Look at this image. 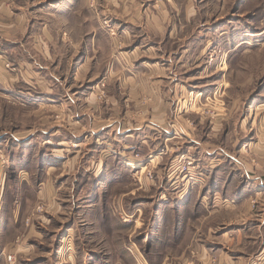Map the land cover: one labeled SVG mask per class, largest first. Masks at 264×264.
I'll return each mask as SVG.
<instances>
[{"label": "rangeland", "instance_id": "obj_1", "mask_svg": "<svg viewBox=\"0 0 264 264\" xmlns=\"http://www.w3.org/2000/svg\"><path fill=\"white\" fill-rule=\"evenodd\" d=\"M10 4L30 31L1 44L0 264H218L226 254L264 264V223L256 232L253 221L264 206V0L200 2L211 42L195 63L168 44L180 61L165 83L178 88L165 96V126L106 152L98 121L161 119L149 94L130 96L144 81L128 76L138 67L128 17L112 0ZM92 24L114 38V56L88 45ZM32 70L42 87L25 83Z\"/></svg>", "mask_w": 264, "mask_h": 264}, {"label": "crops", "instance_id": "obj_2", "mask_svg": "<svg viewBox=\"0 0 264 264\" xmlns=\"http://www.w3.org/2000/svg\"><path fill=\"white\" fill-rule=\"evenodd\" d=\"M128 1V2H127ZM112 0L113 5L121 11V13L128 17L127 25L124 30L127 28V31L134 32V37L131 39L132 34L130 33L127 38L130 39L129 48L133 51L132 56L138 61V67L134 71L133 75H128L130 79H140L144 81V85L142 87L135 88L136 91L131 90L130 96L136 98L140 94H149L150 98H148V105L154 106L156 110V114H160L161 119H157L158 116L152 118L141 117L142 120L137 122L138 119H134V123L131 121L129 128H133L134 130L122 129V121L118 118L114 119H104L100 120L97 123V129L94 130L96 134L102 133L101 137L104 138L99 141V144L104 146L101 149L102 152H106V145L110 146L113 143L120 142L124 139V141L131 143L132 140L138 141L137 136H141L143 142H146L145 138H150L149 135L138 133V130H144V127L149 129L158 130L156 127L162 128V125L165 126L166 123H163V113L168 108V101L165 99V96L168 92L173 94V99L176 98L178 88H166V81L168 79H176L178 77V69L177 62L180 60H174L173 55L178 53L168 49L170 46L168 44H177V47L183 48L179 56L177 58H181L184 55H191L194 58L192 60L187 59L185 62H197L203 56L205 48L210 45L209 40L210 37H207L210 32L207 31L208 27L201 23V14L202 8L200 6V2H207L208 0ZM133 1V2H132ZM216 1V0H211ZM13 3L14 0H3L0 3V13L5 16L6 25H3L1 22L0 26V49L3 52L9 54V47H2L3 42H12L15 41L10 39V37L19 35L20 32L30 31V28L25 25L23 29V24L21 20L24 19L22 14H12V9L18 11V6L13 7L10 3ZM135 2V3H134ZM199 3V4H198ZM119 5V6H118ZM11 7V8H10ZM20 7H22L20 5ZM22 10V8H21ZM85 11H88V7L86 6ZM19 12V11H18ZM106 12L114 13L109 8H107ZM23 13V11H21ZM101 14V13H100ZM20 15V16H19ZM14 17V18H13ZM20 17V18H18ZM76 17L71 18L70 21L75 20ZM10 19V20H8ZM9 21H11L9 23ZM96 23V21H95ZM204 25V26H202ZM91 31H87L86 36H90V33L94 37L90 39L88 42L91 47H97V51L104 52L108 57H112V51L114 56V48L113 45L116 43L114 38H106L103 33V27L100 28L98 25L92 24ZM99 27V28H98ZM98 28V29H97ZM21 29V30H20ZM215 30V29H214ZM126 31V30H125ZM198 31V33H197ZM202 35H201V34ZM21 36H23L21 34ZM227 36V34H226ZM223 37V40L220 43H224V45H231L232 41L229 38ZM198 37H200L198 39ZM194 45V46H193ZM193 48V49H192ZM107 49V50H106ZM192 50V51H191ZM191 51V52H190ZM5 54L0 55V78L5 79L6 81V69L2 67V63H4L3 57ZM116 58V57H115ZM118 61V60H117ZM113 60V66H117L118 63ZM30 64L29 62H27ZM34 73L33 77H25L27 81L25 83L34 86L38 85L42 87L41 82L46 83L45 76H40L39 72L32 70ZM4 73V74H3ZM113 75H115V70L113 69ZM107 75V74H106ZM105 76V75H104ZM108 76H111L109 74ZM52 78H54L52 76ZM107 78V77H106ZM55 79V78H54ZM31 80V81H30ZM30 81V82H29ZM51 85V84H50ZM133 85V83H131ZM155 86V89L152 86ZM52 86V85H51ZM48 86L49 88H52ZM35 87V86H34ZM48 88L47 93L53 92ZM19 91V90H18ZM95 104V103H94ZM147 106V105H146ZM168 113H166L167 115ZM93 121V120H92ZM159 121V122H158ZM129 132H126V131ZM142 132V131H141ZM144 132V131H143ZM98 136V135H97ZM100 136V135H99ZM136 136V137H135ZM17 137V136H16ZM98 138V137H97ZM15 139V138H14ZM46 143H51L50 139L46 140ZM133 146V145H132ZM113 154H116V151H112ZM124 152V151H123ZM107 153H104V157ZM117 154H121L120 151ZM103 157V158H104ZM112 157V156H111ZM113 158V157H112ZM51 159V158H50ZM53 159V158H52ZM130 164V163H129ZM49 165H52L51 163ZM143 169H145L143 167ZM50 192V190H49ZM261 212L257 216V218L253 221L254 226L256 227V232H261L259 227L264 223V206L260 208ZM14 222L17 221L16 218L13 219ZM238 235V233H237ZM242 235V234H239ZM261 235V234H260ZM243 237V236H242ZM261 237V236H260ZM256 238H259V233H257ZM204 248V247H203ZM3 249V248H2ZM226 250L229 248H225ZM5 252V249L3 250ZM3 252V253H4ZM231 253V249L228 250ZM224 253V252H222ZM258 255L260 253L259 249H257L253 254ZM232 254V253H231ZM252 254V255H253ZM233 255V254H232ZM201 257L205 260L208 258V252L206 248L201 249ZM234 257V255H233ZM234 260L232 256L225 255L223 258L220 257V261L218 264H233ZM247 264V262H246Z\"/></svg>", "mask_w": 264, "mask_h": 264}]
</instances>
